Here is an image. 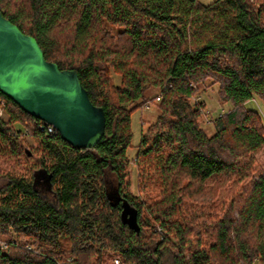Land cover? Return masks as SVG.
<instances>
[{
  "label": "trees",
  "instance_id": "trees-1",
  "mask_svg": "<svg viewBox=\"0 0 264 264\" xmlns=\"http://www.w3.org/2000/svg\"><path fill=\"white\" fill-rule=\"evenodd\" d=\"M0 10L47 60L77 70L106 114L102 139L77 149L0 92V264H264V168L253 156L264 123L246 106L264 101V0H0ZM209 78L233 104L211 135L192 101ZM157 99L136 155L148 202L128 190L127 151L133 113ZM234 174L225 216L195 217L210 210L208 182Z\"/></svg>",
  "mask_w": 264,
  "mask_h": 264
},
{
  "label": "water",
  "instance_id": "water-1",
  "mask_svg": "<svg viewBox=\"0 0 264 264\" xmlns=\"http://www.w3.org/2000/svg\"><path fill=\"white\" fill-rule=\"evenodd\" d=\"M0 92L32 116L55 127L77 149L94 147L105 135L106 114L95 105L75 69L45 58L36 38L0 10ZM131 225L138 228L136 220Z\"/></svg>",
  "mask_w": 264,
  "mask_h": 264
},
{
  "label": "rangeland",
  "instance_id": "rangeland-1",
  "mask_svg": "<svg viewBox=\"0 0 264 264\" xmlns=\"http://www.w3.org/2000/svg\"><path fill=\"white\" fill-rule=\"evenodd\" d=\"M202 3L208 5L212 3L214 0H200ZM111 32L113 34L118 33V29L111 27ZM112 76L115 78L116 83H120V77L111 71ZM158 94V90L156 88H151L148 92V96H156ZM193 102H201L203 104L202 108V115L199 118V123L205 131L211 135L214 133V125L212 124V120L218 117L221 114H225L228 111L233 109V104L230 101H224L220 94V83L215 81L213 78L207 79L203 82L198 91V95L192 97ZM160 100L157 99L153 102L146 103L143 108L136 110L132 115V129H133V140L132 146L128 149V176H129V186L128 190L130 194L139 200L150 201L147 199L149 196L148 189L144 190V181L143 178L140 176L139 168L136 164V155L138 153V144L142 138V136L148 132H150L152 126L158 120L159 115V104ZM246 106L248 108H252L256 110L264 123V101L259 98L255 97L253 100L249 101ZM4 119H8L9 115L7 111L3 110L2 116ZM25 145L28 147L36 148L37 143L32 137H27V141ZM254 164L255 166H260L261 169L264 168V146L257 150L254 154ZM241 176L237 175H220L217 179H214L208 182L206 188L209 189L208 194H204V200L206 205L210 206V210L207 212H198V216L200 220H206L208 224L214 223L220 218H223L225 214L231 207V200L232 196L229 195L231 192V188L233 187L234 183L237 179ZM242 178V177H241ZM245 179L243 177L242 184L245 183ZM215 188V189H214ZM212 191V192H210ZM215 191V192H214ZM158 194L157 191H153ZM207 192V190H206ZM215 193V194H214ZM201 197V195H198ZM197 198V197H196ZM194 198V199H196ZM198 199V198H197ZM236 199V198H235ZM196 201V200H195ZM237 203V199H236ZM116 255H113L110 259V264H112V259Z\"/></svg>",
  "mask_w": 264,
  "mask_h": 264
},
{
  "label": "built area",
  "instance_id": "built-area-1",
  "mask_svg": "<svg viewBox=\"0 0 264 264\" xmlns=\"http://www.w3.org/2000/svg\"><path fill=\"white\" fill-rule=\"evenodd\" d=\"M5 105H6L5 100L0 96V116H2V114H3V110L5 108ZM39 126L42 130H45L46 133H54L55 131H57L53 125L48 124L47 122L42 121V120H41V123L39 124ZM112 264H123V261L119 257H114Z\"/></svg>",
  "mask_w": 264,
  "mask_h": 264
}]
</instances>
